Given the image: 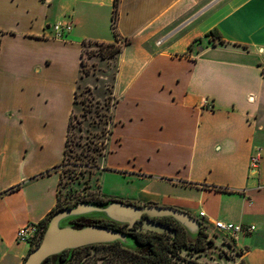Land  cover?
Returning a JSON list of instances; mask_svg holds the SVG:
<instances>
[{
    "label": "crops",
    "instance_id": "obj_1",
    "mask_svg": "<svg viewBox=\"0 0 264 264\" xmlns=\"http://www.w3.org/2000/svg\"><path fill=\"white\" fill-rule=\"evenodd\" d=\"M113 13L114 0H0V264L24 263L17 230L56 207L83 80L113 101L100 198L177 209L205 234L252 225L234 250L264 264V163L249 168L264 149V0H118L114 32ZM55 22L72 25L61 40ZM118 41L109 73L82 78L84 44Z\"/></svg>",
    "mask_w": 264,
    "mask_h": 264
},
{
    "label": "rangeland",
    "instance_id": "obj_2",
    "mask_svg": "<svg viewBox=\"0 0 264 264\" xmlns=\"http://www.w3.org/2000/svg\"><path fill=\"white\" fill-rule=\"evenodd\" d=\"M104 49V44H84L82 78L92 75H95L96 78L100 77V72H104V70L109 73L110 68L105 64V61L110 58H101L100 56ZM103 85L104 95L99 98L100 96L94 95L93 89L97 88H94L93 85L86 84L85 80L78 83L75 105L72 110V127L69 130L68 147L64 161L57 169L59 173L57 206L60 209H65L67 206L74 207L78 203L100 202L106 204L110 202L108 199H101L97 189V179L101 170L99 164L104 155V141L109 134L107 123L112 104L110 95H108L109 83L105 82ZM107 186L109 185L107 184ZM136 206L144 207L146 205ZM82 217L90 220L103 219L96 214ZM71 220L63 224H69ZM256 226L262 228L259 222ZM206 235L207 240L203 239L197 242L196 245L194 244L195 247H191V244L185 240V248L181 247L178 252L180 259L187 262L192 261L194 264L242 263V260L238 258L240 253L234 250L233 239L219 232L213 233L211 230ZM188 237L190 241H193V236L189 235ZM167 239L164 238V241L171 243V240ZM25 244L30 247L27 242ZM37 246L38 244L35 245V247ZM35 247H32L31 250ZM144 262L119 245H98L72 253L65 264H143Z\"/></svg>",
    "mask_w": 264,
    "mask_h": 264
},
{
    "label": "water",
    "instance_id": "obj_3",
    "mask_svg": "<svg viewBox=\"0 0 264 264\" xmlns=\"http://www.w3.org/2000/svg\"><path fill=\"white\" fill-rule=\"evenodd\" d=\"M92 214L100 215L112 222L125 224L128 227V232L132 231L131 227L136 220H141L137 223L139 225L136 228L137 231L170 232L172 236H175V230H171L165 224L151 219L163 216L174 218L191 236H194L200 229L198 221L192 219L187 213L174 208L138 207L114 201L102 205L78 203L73 208L59 210L50 217L40 243L29 251L23 264H42L48 258L58 256L67 250L105 245L114 241L127 243L126 234L110 227L96 224L73 227L70 224H63L71 219ZM143 214L146 216L143 217Z\"/></svg>",
    "mask_w": 264,
    "mask_h": 264
},
{
    "label": "trees",
    "instance_id": "obj_4",
    "mask_svg": "<svg viewBox=\"0 0 264 264\" xmlns=\"http://www.w3.org/2000/svg\"><path fill=\"white\" fill-rule=\"evenodd\" d=\"M117 3L118 0H114V13L112 16V23H111V29L113 32L115 31L114 23L116 19ZM114 36L116 37V34ZM99 45H103V44H99ZM104 45H105V49L103 50V52L100 53L101 58H113L118 52H120L121 46H118L116 44H104ZM82 67L83 66L81 60V68ZM75 96H76V91L74 93V105H75ZM71 127H72V115L70 116V120L68 123L65 148H64V158L68 147L69 130L71 129ZM57 204L54 210H52V212L50 213V215H48V217H46L43 221L38 223L39 227L42 229V233L38 241L30 245V250L32 247H35V245L39 244L42 234L47 227L50 217L60 209L58 208ZM93 204L102 205V203L100 202H95ZM71 207L73 206H67L65 207V209ZM168 218H172V217H168ZM172 221H174L175 223L172 225L169 224H165V225L168 226L171 230H175V236H172L170 232L157 233V232L137 231L135 227H133L132 231L128 232L126 229L127 225L112 222L104 218L100 220H90L84 217H78L71 220L69 224L73 227H82L92 224L102 225L126 234L127 236L126 244L122 243L121 241H114L112 243L105 245H109V246L119 245L125 251L134 254L136 258H140L141 260H144L145 262L143 264H194L192 261L187 262L184 261V259H180L178 252L180 251L181 247L185 248V243H184L185 240L191 244L190 245L191 247L192 246L195 247L197 242L202 241L203 239L207 240L208 238L207 235L202 230L199 229V231L193 236L194 238L193 241H190L188 237L189 234L184 229V227L181 226L174 218H172ZM164 238L165 239L168 238L169 240H171V243H168L166 240L164 241ZM94 246H98V245H94ZM87 247H93V246H87ZM87 247L79 248L76 250L64 251L58 256L48 258L42 264H65L66 260L69 258V256L72 255V253H76ZM137 254L142 256H138ZM241 264H245L244 261H242Z\"/></svg>",
    "mask_w": 264,
    "mask_h": 264
},
{
    "label": "built area",
    "instance_id": "obj_5",
    "mask_svg": "<svg viewBox=\"0 0 264 264\" xmlns=\"http://www.w3.org/2000/svg\"><path fill=\"white\" fill-rule=\"evenodd\" d=\"M72 25L70 22H55L51 26L52 38L63 39L64 35L68 33ZM122 42L118 41L116 45L121 46ZM113 104V101H112ZM111 104V106H112ZM109 131V130H108ZM107 139V137H106ZM106 139L104 141V155L106 153ZM264 163V149L257 148L255 152L250 157L249 168L252 171L258 169L261 163ZM203 216L202 213H200ZM214 230L219 233L226 235L228 238L235 240L239 235H248L254 232V226H244L241 224H233L229 222L215 221L212 223ZM201 227L203 225H200ZM42 229L39 227L38 223H28L20 227L16 232V241L28 243L31 245L38 241Z\"/></svg>",
    "mask_w": 264,
    "mask_h": 264
},
{
    "label": "flooded vegetation",
    "instance_id": "obj_6",
    "mask_svg": "<svg viewBox=\"0 0 264 264\" xmlns=\"http://www.w3.org/2000/svg\"><path fill=\"white\" fill-rule=\"evenodd\" d=\"M146 215L143 214V217H145ZM170 216H163V217H158V218H151L152 220H156V221H159L160 223L162 224H169V225H172L174 224L175 222L172 221V218H168ZM139 221L141 220H136L135 224L131 227V229H133V227L137 228L139 227V225L137 224ZM126 229L128 230V227L126 226Z\"/></svg>",
    "mask_w": 264,
    "mask_h": 264
}]
</instances>
